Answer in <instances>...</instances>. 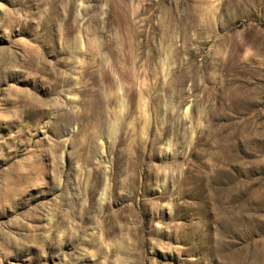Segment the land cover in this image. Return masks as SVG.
<instances>
[{
  "label": "rangeland",
  "instance_id": "obj_1",
  "mask_svg": "<svg viewBox=\"0 0 264 264\" xmlns=\"http://www.w3.org/2000/svg\"><path fill=\"white\" fill-rule=\"evenodd\" d=\"M0 264H264V0H0Z\"/></svg>",
  "mask_w": 264,
  "mask_h": 264
}]
</instances>
